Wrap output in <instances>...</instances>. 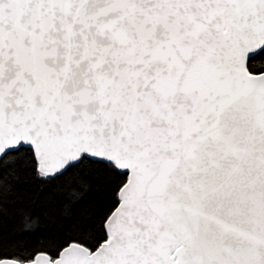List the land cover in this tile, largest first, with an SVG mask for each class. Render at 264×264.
<instances>
[{"label":"snow or ice","instance_id":"obj_1","mask_svg":"<svg viewBox=\"0 0 264 264\" xmlns=\"http://www.w3.org/2000/svg\"><path fill=\"white\" fill-rule=\"evenodd\" d=\"M0 264H264V0H0Z\"/></svg>","mask_w":264,"mask_h":264}]
</instances>
